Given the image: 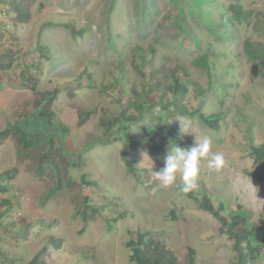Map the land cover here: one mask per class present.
Masks as SVG:
<instances>
[{
	"label": "rangeland",
	"instance_id": "obj_1",
	"mask_svg": "<svg viewBox=\"0 0 264 264\" xmlns=\"http://www.w3.org/2000/svg\"><path fill=\"white\" fill-rule=\"evenodd\" d=\"M116 1L112 13L109 0H0L10 7L9 16L0 18V130L9 129L8 137L0 143V172L16 168L7 180L9 190L0 193V264H28L37 255L38 264H136L129 260L126 241L138 230L160 239L180 263L186 262L192 249L194 264H230L234 259L231 241L219 231L217 219L200 205L208 200L215 207L222 205V214L233 212L239 205L250 211L251 224L264 238V178H257L261 169L249 154L253 146L264 147V63L248 60L239 47L245 38L264 42V0H239L252 13L248 23L236 28V34L228 31L227 40L234 44L229 46L225 41L227 48L214 35L217 19L222 18L221 8L215 5H204L200 10L194 1L191 7L175 3L172 8L169 3L174 14L166 20L177 26L174 17L182 18L190 33L187 38L183 31L163 27L167 22L160 18L169 10L167 0H148L152 7L147 8V14L158 13L148 23L137 14L136 0ZM229 1L222 0V4ZM12 2L25 10L21 21L15 18ZM156 16L157 29L147 31L153 28ZM64 24L85 29L72 36ZM133 45L143 47L144 59L153 55L150 61L157 67L164 64L172 69L175 63L184 67L188 80L205 89L200 97L196 94L200 88L193 89L190 84L184 103L195 108L204 101V114L215 113L217 123L210 127L196 114L187 113L162 119L164 112L153 104L152 114L130 122L126 153L132 163L129 170L121 139L86 146L103 136L100 117L105 115L108 121L120 111L115 101L121 73L115 65L120 57L126 59L124 69L131 82L137 89L143 87L144 78L130 61ZM147 45L156 48L152 55ZM39 46L46 47L45 55ZM205 50L212 56L217 53L220 62L211 83L210 76L190 62ZM22 73L37 75L39 91L58 89L51 108L65 123L77 121L79 109H96L90 120L77 128L76 139L66 143L68 150H84L78 154L79 162L76 157L77 167L70 176L76 183L84 180L82 192L89 195L88 204L93 206L87 208L86 220L74 215L80 198H73L74 188L66 187L46 197L58 179L50 164L41 172L37 169L41 150L23 154L18 148V138L13 134L21 126L27 129V136L38 130L26 118L34 114L39 97L37 90L29 87L32 79L27 85L22 82ZM46 119L40 117L41 121ZM52 121L56 125L49 130L56 133L61 124L57 119ZM160 122L171 132L160 133ZM203 136L212 139L211 152L223 154L222 168L209 169L204 159L196 189L181 191L179 174L175 186L162 188L154 171L163 166L169 149L175 145L191 147ZM57 137L54 134V140ZM50 238L59 242L57 247ZM262 248L250 264H264V241Z\"/></svg>",
	"mask_w": 264,
	"mask_h": 264
},
{
	"label": "trees",
	"instance_id": "obj_2",
	"mask_svg": "<svg viewBox=\"0 0 264 264\" xmlns=\"http://www.w3.org/2000/svg\"><path fill=\"white\" fill-rule=\"evenodd\" d=\"M192 1H194V4L199 6L200 10H202L204 5L208 7L215 5V7L221 8L222 18L217 19V24L214 27V35L216 40H218V42L222 41L226 48V44L229 46L234 44L232 39L227 40L230 37L228 36V31L236 34V28L246 22L248 23V17H250L252 13V10L244 8L239 0H230L227 5H223L222 0H167V9L169 10L164 12L162 18H160L161 22H167V25H164L163 27L183 31L184 37H187L190 33L187 26L182 23V18H179L178 16L174 17V22L177 26H174L173 22L166 20V18L167 16H173L174 14L172 11L173 9L169 8V3L170 5L172 3V8L175 3H177L178 6L183 7L185 5L191 7ZM136 2L138 3L137 14L140 13L143 20L147 18L146 23L151 20L150 18L154 14H158L157 11L150 12V14L152 13L151 15L147 14V8L152 7V4L148 0H136ZM117 4L118 2L116 0H109V12L113 13ZM12 5L15 10L16 20L21 21V19L24 18L25 10L23 8L21 9L17 2H12ZM179 9H181V7H179ZM178 12L181 13L180 10H178ZM154 19L155 23L152 24L153 28H146L147 31L157 29L159 23L157 16ZM233 23L236 24L235 28H232ZM74 26V24H64V27L72 36L77 34L79 35L84 32L83 30L85 28L76 29ZM105 27L108 28V31H111L108 22L105 23ZM137 29L138 28H136V30ZM234 34L232 37H234ZM225 41L227 42L226 44ZM110 45L116 50L119 49V45L117 43L111 42ZM39 47L44 54L46 52V47ZM239 47H241V51L246 54L248 60L254 63H264V42H255L245 38ZM147 48L149 55H152L156 50L153 45H147ZM144 52L145 50L140 45H133L131 47L130 61L133 62L134 66L139 70V73L142 74V77L144 78L143 87L140 89H137L135 84L131 82L130 75H127V72L124 69L127 65L126 59L120 57L117 60L115 67H117L119 71L121 70V73L119 72L117 84L118 91L115 101L119 105L120 111L117 113V116H114L108 121L105 119V115L100 117V125L103 136L101 138L91 140V142L86 146L92 147L94 143L106 145L121 139L123 143V160L129 170L132 168V163L126 156V153L129 151L128 140L131 137L130 122L137 121L145 113L152 114L151 111L153 104L161 107V109H159L160 113L164 112L163 116L160 115L162 119H167L169 116L174 114L183 115L184 113H187L192 116L196 114V117L199 120L203 121V123L210 127H216L217 123L215 113H208V115L204 114L205 110H203V106L206 105L204 101L201 100L195 108H188L184 103V98H188L190 94V84L195 87L193 89L200 88V90L196 92L198 96L202 97L205 92V89L197 85L195 81L188 80V75L184 67H182L179 63H175L172 69L165 68L164 64L157 67V65H154L153 62L150 61L153 55L151 57L148 56V59H144ZM216 56L217 53L212 56L210 50H205L201 51L197 56L190 60L192 65L201 69L210 76V83L212 82L211 77L217 74L220 67L219 59H217ZM30 79H32V81L29 82L30 89L32 91L37 90V75L29 76L23 73L21 74V80L22 82H25V85L28 84V80L30 81ZM129 82L131 84H129ZM151 82L153 83V86ZM150 87L153 91L150 90ZM154 87L156 89H154ZM207 90L209 91L210 88ZM57 91L58 89L56 88L50 91L37 90L36 95H38L39 98L37 99L33 112L35 115L33 114L30 117H27L26 120L31 121L38 130L32 134L29 132L31 135L27 136V129L21 126L13 135L17 136L19 144L18 148L23 154H28L34 149L41 150L37 164L39 172L43 171L44 167H47L48 164L51 165L52 169L57 171L56 174L58 180L56 185L48 192L46 197H51L52 195L61 192L66 187L70 189L74 188L75 193L73 194V198L76 199L80 197L75 203V205L79 206L75 207L74 215L86 220L88 217L87 208L91 207L93 209V206L88 204L89 195L82 192L81 187L84 180L80 179L78 183H76L73 180V177L70 176V173H72L77 167V161L75 160L76 157L78 158V154L82 153L84 150H68L66 143L68 140L73 142L76 139L74 134L77 131V128L86 124L95 114L94 111L96 109H79L76 113L77 121L72 119L74 120L73 122L69 121L65 123L63 122L64 120L59 118L60 113L57 115L53 112V108H51L52 103L57 96ZM103 91L106 92L107 88L103 87ZM40 117L47 119L41 121ZM54 119H57V121L61 124L60 128L56 131L58 136L56 140L53 138L56 133L49 130L50 128H54V125H56L52 121ZM159 130L160 133L162 132L165 134L171 132V129L161 122ZM159 130L156 131L158 132ZM8 131L9 129L7 127L0 130V143L3 139L8 137ZM55 145L57 146L55 148L57 153L56 158H54L52 154ZM249 154L254 157V161H258L261 172H258L256 176L259 180H262L264 178V147L253 146L250 148ZM15 171L16 168L13 167L9 170L0 172V193H5L9 190L10 185H8L7 180L9 181L13 177ZM65 173H68L69 176ZM62 175H64V179H62ZM5 202L8 203V201ZM200 205L203 210L209 212L217 219L219 222V231L226 234L227 238L231 241V251L234 253V259L231 260L230 264H250L257 260L262 253L264 238L260 237L255 225L251 224L250 211L239 205L236 210H233V212H230L229 214H222V205L215 207L209 202V200L207 203L203 202ZM170 216L172 219H175L173 212H170ZM135 234L136 235L134 237H130L126 241V246L130 248V261L134 263L136 262V264H194V252L192 249L189 251V256L187 257L186 262L180 263L177 256L160 239L151 235L150 232L138 230ZM50 240L53 245L56 247L58 246L59 242L56 243V239L54 240L53 238H50ZM28 264H38V255L28 262Z\"/></svg>",
	"mask_w": 264,
	"mask_h": 264
},
{
	"label": "clouds",
	"instance_id": "obj_3",
	"mask_svg": "<svg viewBox=\"0 0 264 264\" xmlns=\"http://www.w3.org/2000/svg\"><path fill=\"white\" fill-rule=\"evenodd\" d=\"M211 146L212 139L209 136H203L199 141L195 140L188 148L175 145L164 157L163 166L154 171L155 180L162 188L167 189L176 185L179 174L181 191L187 193L196 189L202 160L206 159L207 167L216 171L224 165L223 154L211 152Z\"/></svg>",
	"mask_w": 264,
	"mask_h": 264
},
{
	"label": "built area",
	"instance_id": "obj_4",
	"mask_svg": "<svg viewBox=\"0 0 264 264\" xmlns=\"http://www.w3.org/2000/svg\"><path fill=\"white\" fill-rule=\"evenodd\" d=\"M10 12L6 5L0 4V18H7L9 16ZM9 26L8 23L5 24V27L7 28Z\"/></svg>",
	"mask_w": 264,
	"mask_h": 264
}]
</instances>
